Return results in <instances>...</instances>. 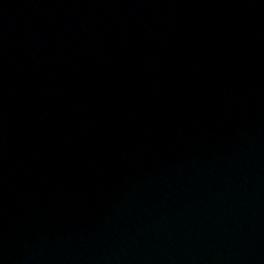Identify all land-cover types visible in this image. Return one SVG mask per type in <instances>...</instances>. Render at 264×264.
Wrapping results in <instances>:
<instances>
[{
	"label": "water",
	"instance_id": "1",
	"mask_svg": "<svg viewBox=\"0 0 264 264\" xmlns=\"http://www.w3.org/2000/svg\"><path fill=\"white\" fill-rule=\"evenodd\" d=\"M0 264H264V0H0Z\"/></svg>",
	"mask_w": 264,
	"mask_h": 264
}]
</instances>
